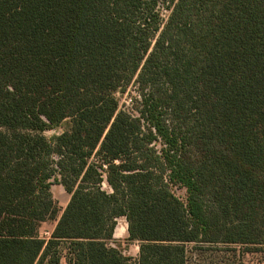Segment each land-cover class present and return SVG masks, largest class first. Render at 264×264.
<instances>
[{
    "label": "trees",
    "instance_id": "1",
    "mask_svg": "<svg viewBox=\"0 0 264 264\" xmlns=\"http://www.w3.org/2000/svg\"><path fill=\"white\" fill-rule=\"evenodd\" d=\"M53 183L70 194L63 210ZM123 216L138 256L111 244ZM63 252L72 264L264 252V0H0V264Z\"/></svg>",
    "mask_w": 264,
    "mask_h": 264
},
{
    "label": "rangeland",
    "instance_id": "2",
    "mask_svg": "<svg viewBox=\"0 0 264 264\" xmlns=\"http://www.w3.org/2000/svg\"><path fill=\"white\" fill-rule=\"evenodd\" d=\"M166 12V11H165ZM138 92L136 90V86L134 83H131L125 92H117L116 95L120 99L121 107L123 108H132V97L137 95ZM65 128V124L56 127L51 130L45 131V135L47 137H51L54 134H57L61 132ZM105 188H109L108 184L105 182L104 183ZM176 193L181 196L183 199L186 197V190L184 188H175ZM52 192L55 200L58 203V206L63 210L66 205L68 204L70 200V194L64 189V187L60 184L53 183L52 185ZM55 220H50L48 219L47 221L43 222L42 227H41V236L45 238H49L51 236V231L54 227ZM127 219L126 217H119L118 218V227L116 231V236L115 240L111 241V244L118 243L120 241L124 252L127 254H131L134 256H137L139 253V242H131L127 244ZM215 246V245H212ZM218 247H225L222 244H219ZM225 252V251H224ZM209 253V252H207ZM241 259L242 264H264V252H254V253H249V254H239L238 257ZM49 264V263H45ZM58 264H72L68 258L66 257L65 252H63V256Z\"/></svg>",
    "mask_w": 264,
    "mask_h": 264
},
{
    "label": "crops",
    "instance_id": "3",
    "mask_svg": "<svg viewBox=\"0 0 264 264\" xmlns=\"http://www.w3.org/2000/svg\"><path fill=\"white\" fill-rule=\"evenodd\" d=\"M128 224V223H127ZM55 225H56V221H55V224H54V227H55ZM54 227H53V229H54ZM53 229H52V231H53ZM52 231H51V233H52ZM128 232V231H127ZM116 236V234L114 233V237ZM134 256V255H133ZM138 256V255H137Z\"/></svg>",
    "mask_w": 264,
    "mask_h": 264
}]
</instances>
